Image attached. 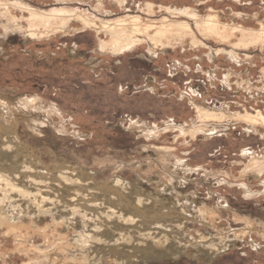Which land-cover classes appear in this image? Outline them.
<instances>
[{
    "label": "rangeland",
    "instance_id": "1",
    "mask_svg": "<svg viewBox=\"0 0 264 264\" xmlns=\"http://www.w3.org/2000/svg\"><path fill=\"white\" fill-rule=\"evenodd\" d=\"M13 1L41 12L64 8L70 20L31 36L29 11ZM0 3L12 11L0 9L1 163L55 174L76 167L132 202L147 199L168 219L188 215L173 224L168 256L136 264H264V169L254 167L264 161V124L243 117L264 115V37L254 39L264 35V0ZM212 16L224 37L201 26ZM134 19L136 44L101 50L111 27L135 35ZM202 106L219 116L210 133L200 129ZM6 196L0 264H120L112 252L95 256L89 217L38 220L23 206H3ZM201 239L224 250L202 251Z\"/></svg>",
    "mask_w": 264,
    "mask_h": 264
},
{
    "label": "bare ground",
    "instance_id": "2",
    "mask_svg": "<svg viewBox=\"0 0 264 264\" xmlns=\"http://www.w3.org/2000/svg\"><path fill=\"white\" fill-rule=\"evenodd\" d=\"M8 5L7 3H0V9L4 8L5 13H12ZM13 5H18L29 11L30 18L28 19V27H30V29L28 33H30L31 36H38L42 32L41 29H38L40 27L47 31L54 29L56 24L66 26L70 20V18L67 17L68 14L66 16L68 11L64 8H54L49 11L41 12L30 8L22 1H13ZM88 18L83 17V22L86 25L91 23L90 18ZM134 22L135 34L140 31V28L138 26V19H134ZM118 24L120 25V23ZM202 24L201 26L209 33L224 37V31L221 29L219 21L213 16L207 18ZM108 30L110 40H101L99 43L101 50H105L106 48L114 50L127 49L138 39L137 33L135 35H133V33L132 35L129 34L128 28L125 25H120L119 27L114 26ZM243 34L252 36L245 31H243ZM263 37L264 35L259 33L254 36V39L258 40ZM29 100H31L32 103L35 102V98ZM29 102L30 101H26V99L22 100V104L25 106L29 105ZM1 104L4 105V108L8 107V103L5 101L1 102ZM197 109L199 116L202 117V128L200 129L209 131L210 133L211 130L214 129L210 130L208 124L214 119H217L219 117L218 114L212 113L211 109L208 110V108L206 109L203 106ZM5 114L4 112L0 113L2 119V116ZM10 116L13 117L12 115ZM243 117L245 121L251 124L256 125L259 121L264 124L263 113H258L257 115L246 114ZM11 129L10 125L6 126L7 131L10 132L12 131ZM191 133L194 135L195 131L193 130ZM1 149L0 145V150ZM254 163L255 169L257 168V171L262 173L264 161L257 158L254 160ZM35 169H33L32 166L30 167L26 161L19 164L16 160H11L9 166H5L0 161V198L3 197L4 194L7 195L5 200L1 199L3 206H23L28 213L36 216L38 220L50 216L57 224L60 223V221H58L59 219H67V215L69 214H80L84 217H89V224L86 225L87 229H85V231L87 233H85V236L87 237V241L91 243L97 258L104 257L103 255L108 251L116 254L120 264H136L137 262H148L151 258L168 256L173 250V238L175 234L173 224L178 220L187 219L188 216L183 215L181 219L178 217L175 219H168L171 213L157 211L156 205L153 207L151 205L152 202L146 201L147 199L144 200L139 198L136 202H132L133 199H129V195L127 196L124 194L118 186L98 183L93 180L92 176L88 177L92 180H87L85 177L86 174L76 167L70 170L66 166L57 168V170H59L58 174L50 170L39 173L37 172L38 169ZM125 188L126 186H123V189L127 190ZM157 201L159 200H154V203ZM182 213L184 212L182 211ZM198 232H200V230ZM198 244L200 249L202 248V251H204L203 248H206L212 254H217L224 250V247L218 241L216 242L212 239H201L198 241ZM196 247H198V245Z\"/></svg>",
    "mask_w": 264,
    "mask_h": 264
}]
</instances>
